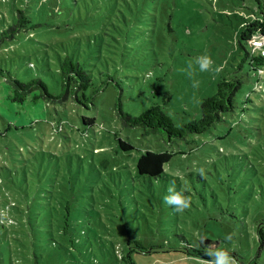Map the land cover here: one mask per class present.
<instances>
[{"label": "rangeland", "instance_id": "rangeland-1", "mask_svg": "<svg viewBox=\"0 0 264 264\" xmlns=\"http://www.w3.org/2000/svg\"><path fill=\"white\" fill-rule=\"evenodd\" d=\"M10 1L0 0V11L8 12ZM75 1L59 0L56 5L48 0L16 2L21 8L29 7L30 12L43 11L39 16L47 22L59 13L68 27L87 23L85 26L92 30L66 32L63 39L66 51L75 53L84 67L99 68L104 74L114 65L110 62L104 66L110 64L104 60L116 49L124 51L125 57L117 60L118 89L102 88L93 95V105L80 98L55 104L35 101L31 96L18 104L10 101L0 77V198L20 201L27 189L38 190L46 198L37 202L53 207L63 191L79 213L78 223L61 238L55 231L57 224H32L40 227L32 242L15 238L16 229L0 225V264H130L126 258L129 251L134 264H212L215 257L203 261L186 253L163 252L171 247L184 248L194 244V238L205 236L214 241L211 247L215 253L220 250L227 254V264H264V245L256 229L257 224L264 227V157L254 155L258 143L264 148V137L257 113L251 109L242 113L247 106L245 94L254 102L258 100L256 94L248 92L257 77L248 78L236 97L235 110L216 124L218 130H213L220 133L231 125L235 132L242 130L245 143L201 135L196 138L198 151L175 156L165 168L168 176L152 179V183L133 173L138 157L147 149L160 152L170 148L140 128L125 127L117 108L120 104L124 111L137 115L152 103H163L153 95L155 89L162 92L161 96L164 91L169 93L170 100L163 109L177 124L198 119L202 99L214 94L220 77L243 57L228 40L235 25L233 13L252 0H163L151 15L127 17L126 23L119 17L121 24L106 12V1L96 4L97 0H87L89 7L98 8L94 12L96 23L99 16L115 22V27L105 31L107 35L88 25L93 20L87 18L81 1ZM69 12L74 15L67 16ZM40 30H35L37 38ZM10 46L0 49L1 69L21 80L44 75L43 48L23 42L22 46L31 51L30 57H22L11 51L15 44ZM202 56L212 61L208 71L199 69L197 58ZM196 81L198 88L193 87ZM82 118H94V126H84ZM116 138L134 149L116 152ZM178 145L184 151L188 148L184 142ZM98 148L108 152L102 158L92 155ZM102 160L109 165L101 166ZM29 162L34 175L22 183V167L27 170ZM172 194L188 198L190 207L176 211L175 205L164 200ZM137 245L162 248L158 253H141Z\"/></svg>", "mask_w": 264, "mask_h": 264}, {"label": "trees", "instance_id": "trees-1", "mask_svg": "<svg viewBox=\"0 0 264 264\" xmlns=\"http://www.w3.org/2000/svg\"><path fill=\"white\" fill-rule=\"evenodd\" d=\"M16 1L17 0L10 1L9 4L11 9H8V12L4 13L0 11V49H8L12 43L16 46L14 50H11L12 52L22 57L29 56L31 50L27 48V46H22V44L23 42L26 43L31 41L44 49L41 54H44L43 59L46 63L45 69L42 71L44 75L40 76L39 74L27 78L26 80H21L18 78L17 74L0 68L1 82L6 84L5 88L9 93L8 97L11 102L22 104L31 96L32 100L37 101L40 99L41 101L53 102L55 104L69 98H73L74 100L80 98L84 103L91 104L93 95L102 88L112 86L118 89V72L120 67L117 64V60L125 57L124 51L116 49L117 51H113L109 59L104 60L114 64L111 65V63H107L104 65H111V71L107 69L104 74L99 68L92 70V66L84 67L75 58V53H68L66 51L63 45V39L66 37V35H64L66 32L75 33L76 30L87 32L92 30L85 26L87 23L81 22V25L78 27L71 24L72 27H68L65 25V22L59 18V13L56 14L52 22H47L43 20L42 16H39V13H44L43 11H39L38 13L30 12L29 7L21 8L17 6ZM48 1L55 3V5L59 3V0ZM71 1L77 2L75 0ZM79 1H81L80 4L83 6L84 11H86L87 18L93 20L88 24L92 28L96 26L99 28L101 34L107 35L105 32L107 28L111 30V27L116 26L115 22H110L108 18L100 16L97 17L99 20L96 23L94 12L98 11V8L95 7L93 9L88 6V3L92 0H89V2H87V0ZM101 1H106L104 8L108 15L113 16L119 22V17H122L123 22L126 23L127 17L136 18L151 15L153 11H156L159 2L163 0H97L96 4ZM207 1L215 2L214 0ZM240 9L239 12L233 13L235 25L231 30L228 44H230L239 55L242 54L243 57L239 60L238 65L232 64V70L226 71V73L220 77L216 83L214 94L202 99L200 103V117L198 119L177 124L163 109V105L170 100L169 93L164 91L161 96L162 92H158L155 89L153 90V95H158L163 103H152L140 114L133 115L126 112L122 109L120 104L117 107L118 114L125 127L140 128L146 135H154L158 139L160 138L162 142L170 148L169 151L164 150L160 152L147 149L141 153L136 161L133 173L141 177L144 182L146 178L152 183V179L159 181L167 177L168 175L165 173V168L171 163L175 156L180 155L186 157L198 151L196 138L201 135L210 134L211 140L219 139L223 141L227 138H231L233 141L245 143L244 137L241 134L242 130L240 131L239 129L235 132L234 127L231 125L228 129L220 133L213 132V130H218L216 124L224 121L225 116L235 110L236 97L239 92H242L250 76H256L257 79L252 81V87L249 88L248 92L256 94L258 100L255 99L254 102V100L250 98V94L244 93V103L247 106L242 109V113L250 109L257 113L256 118L261 121L259 127L262 129L264 137V84L260 83L264 73V0H252L251 4L245 3ZM165 11L167 13V9ZM71 15H74V13L69 12L67 16L70 17ZM102 20L104 21L103 24L100 23ZM230 22L232 23L231 19ZM37 28H41L40 33H38V38L34 35ZM168 31L170 32L171 28H168ZM95 36L99 37L97 34ZM52 38H55L57 41L54 40L52 42ZM112 39L114 41L117 40L116 37ZM255 41H260L261 45L258 47L254 44ZM47 50H50L51 53L48 54ZM22 52L27 54H21ZM245 64H247V71L245 70ZM28 66L33 69L35 68L33 63H29ZM147 76L148 74H146V77ZM98 77H101L102 81L101 85L97 86ZM248 103H250V105H248ZM82 123L84 126L93 127L95 119L82 118ZM256 131L258 132V130H255V132ZM190 136H192L193 139H189ZM115 142H117L114 146L115 148L117 147L116 152H119V150L128 152L134 149L130 143L120 138H116ZM180 142H184L188 147L185 151L178 145ZM174 146H177V149H175ZM255 148L254 155L256 157H264L263 145L258 143ZM98 149L100 150H92V155H98L102 158L104 152H108L106 148ZM30 163L31 162L27 165V170L24 169V165L22 167V183H24L29 176L34 175V166L33 164L30 166ZM100 163L103 167L109 165L107 160H102ZM56 168H58L56 171L58 173L60 171L59 166L57 165ZM27 187L29 186L27 185ZM30 194L33 196L30 197ZM65 194L66 192H59L60 197L56 199L53 207H47V204H40L37 202L38 199L46 198L43 193H38V190L33 191L27 189L25 194H21L20 201L11 198H0V225L7 229H16L15 238H21L24 241L30 240L32 242L36 240L40 232V227H37V229L32 224H57L55 231L58 237L61 238L62 236L68 235L71 232L69 230L78 223L79 213L73 210L74 207L70 204L69 200L65 198ZM258 225L259 224H257L256 228L257 234L263 246L264 227H258ZM47 237L51 238L49 235ZM209 238L210 237L206 236L197 237L194 238V244L185 245L184 248L171 247L163 252L186 253L197 260H212L215 257L216 249H213L214 241ZM70 242L72 243L71 246L74 247L75 241L71 238ZM211 244L213 247H211ZM161 248L160 246L137 245V249L141 253H158ZM210 251L213 253L212 255L208 254ZM130 252L131 251H129L126 257L127 262L134 264L131 260Z\"/></svg>", "mask_w": 264, "mask_h": 264}, {"label": "clouds", "instance_id": "clouds-1", "mask_svg": "<svg viewBox=\"0 0 264 264\" xmlns=\"http://www.w3.org/2000/svg\"><path fill=\"white\" fill-rule=\"evenodd\" d=\"M197 64L199 65L200 71H208L212 66V61H211L210 57L202 56V57L197 58ZM191 67L192 66L189 65L190 69H191ZM216 71H219V69H216ZM191 75H192V73L189 72V76H191ZM193 87L198 88L199 82L198 81L194 82ZM201 175H203L202 171H201ZM169 192L172 193L173 189L170 188ZM164 200H165V203H167L169 205H175L176 211H178V212H182L185 209H187L188 207H190V200L188 198L181 197L178 194H172V195L166 196L164 198ZM227 239L230 240L231 236L229 235L227 237ZM208 254L212 255L213 253L210 251ZM227 260H228L227 254L223 251L217 250L215 253V259L212 262V264H227ZM233 264H234V262H233Z\"/></svg>", "mask_w": 264, "mask_h": 264}, {"label": "built area", "instance_id": "built-area-1", "mask_svg": "<svg viewBox=\"0 0 264 264\" xmlns=\"http://www.w3.org/2000/svg\"><path fill=\"white\" fill-rule=\"evenodd\" d=\"M254 44L259 47L261 45V42L260 41H255Z\"/></svg>", "mask_w": 264, "mask_h": 264}]
</instances>
